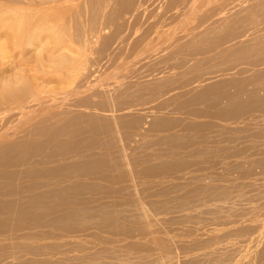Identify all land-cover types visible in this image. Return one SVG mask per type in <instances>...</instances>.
Here are the masks:
<instances>
[{
	"label": "rangeland",
	"instance_id": "374dc122",
	"mask_svg": "<svg viewBox=\"0 0 264 264\" xmlns=\"http://www.w3.org/2000/svg\"><path fill=\"white\" fill-rule=\"evenodd\" d=\"M0 95V264H264V0H0Z\"/></svg>",
	"mask_w": 264,
	"mask_h": 264
},
{
	"label": "bare ground",
	"instance_id": "6f19581e",
	"mask_svg": "<svg viewBox=\"0 0 264 264\" xmlns=\"http://www.w3.org/2000/svg\"><path fill=\"white\" fill-rule=\"evenodd\" d=\"M60 1H61V0H60ZM33 2H34V1H33ZM38 3H39V2H38ZM51 3H52V2H51ZM66 3H67V2H66ZM46 4H47V3H46ZM39 6H40V5H39ZM51 6H52V5H51ZM76 6H77V5H76ZM25 7H26V6H25ZM35 7H36V6H35ZM73 7H74V6H73ZM29 8H30V7H29ZM15 9H16V8H15ZM23 9H25V8H23ZM23 9H21L22 12H24V11H25L26 9H28V8L26 7V9H25L24 11H23ZM51 9H52V8H50V11L52 12ZM62 9H63V7H62ZM64 9L66 10V8H64ZM47 10L49 11V9H47ZM53 10H54V9H53ZM65 10H63V12H64ZM18 11H20V9H19ZM18 11L16 10V12H18ZM21 11L18 13V16H19L20 13L22 14ZM27 11H28V10H27ZM27 11H26V12H27ZM35 11H36V10H35ZM48 11H47L46 14H48ZM57 11H58V10H57ZM10 12H11V11H10ZM12 12H13V11H12ZM26 12H24V16H23V15L21 16V17H24V18H22L23 20H24L25 17H26V16H25V13H26ZM29 12H30V11H29ZM53 12H54V11H53ZM60 12H61V11H60ZM49 13H50V12H49ZM21 14H20V15H21ZM28 14H29V13H28ZM28 14H26V15H28ZM31 14H32V13H31ZM13 15H14V14H12V16H13ZM16 15H17V14H16ZM33 15H34V13H33ZM49 15H50V14H48V16H49ZM60 15H61V14H60ZM34 16H35V15H34ZM34 16H30L31 18H27V17H26V18L29 19V20H30V19L34 20V19H33ZM40 16H41V15H40ZM48 16H47V18L49 19ZM51 16H52V15H50V17H51ZM57 16L59 17V15H57ZM61 16H62V15H61ZM10 17H11V16H10ZM28 17H29V16H28ZM32 17H33V18H32ZM42 17H44V16H42ZM53 17H54V16H53ZM53 17H51V18H53ZM58 17H55V18H58ZM39 18H40V17H39ZM47 18H45V19L47 20ZM8 19L10 20V18H8ZM45 19H43L44 22H45ZM18 20L20 21L21 19H18ZM18 20H17V22H18ZM32 20H31V21H32ZM35 20H36V21H37V20L40 21L39 19H37V16H36V19H35ZM35 20H34V21H35ZM41 20H42V19H41ZM53 20H54V18H53ZM53 20L51 19V21H53ZM7 21H8V20H7ZM7 21H6V22H7ZM10 21H12V22L15 21V22H16V20L13 21L12 18H11ZM10 21H9V22H10ZM25 21H26V20H25ZM25 21H24V22H25ZM34 21H33V22H34ZM64 21H65V20H64ZM20 22H22V21H20ZM44 22H43V24H44ZM47 22H48V21H47ZM47 22H45V23H47ZM55 22H56V21H55ZM55 22H51V23H54V24H55ZM66 22H67V21H66ZM26 23H27V22H25V24H26ZM28 23H29V22H28ZM34 23H35V22H34ZM41 23H42V22H41ZM72 23H73V22H72ZM15 24H16V23H15ZM32 24H33V23H32ZM61 24H62V23H61ZM20 25H21V24H20ZM20 25H19V26H20ZM23 25H24V23H23ZM23 25H22V26H23ZM29 26H30V25H29ZM33 26H34V25H33ZM45 26H46V25H43L44 29L46 28ZM4 27H5V26H4ZM9 27H10V25H9ZM13 27H14V24H13ZM26 27H27V26H26ZM6 28H8V26H7ZM14 28H16V27H14ZM17 28H18V27H17ZM27 28H28V27H27ZM29 28H30V27H29ZM34 28H35V27H34ZM38 28H39V27H38ZM65 28H66V27H65ZM18 29H19V28H18ZM22 29L25 30L24 27H22ZM22 29H21V31H24V30H22ZM30 29H31V28H30ZM46 29H47V28H46ZM13 30L15 31V29H13ZM32 30H33V29H32ZM34 30H35V29H34ZM21 31H20V32H21ZM27 31H28V30H27ZM10 32H11V31H10ZM11 33H12V32H11ZM15 33H16V32H15ZM17 33H19V32L17 31ZM25 33H26V31H25ZM22 34H23V33H22ZM31 34H33V31H32ZM49 35H50V34H49ZM66 35H67V34H66ZM15 36H16V35H15ZM18 36H19V34H18ZM25 36H27V35H25ZM31 36H32V35H31ZM67 36H68V35H67ZM19 38H20V37H19ZM19 38L17 37L16 39L18 40ZM26 38H27V37H26ZM28 38H29V37H28ZM30 38H31V37H30ZM68 38H69V37H68ZM17 40H15V41H17ZM66 40H67V39H66ZM58 41H59V40H57V42H58ZM62 41H63V40H62ZM58 43H59V42H58ZM64 60H65V59H64ZM62 63H63V62H62ZM64 63H65V62H64ZM60 65H62V64H60ZM28 85H30V84H28ZM28 88H29V87H28ZM31 91H32V90H31ZM25 92H26V91H25ZM28 92H29V91H28ZM0 96H1V95H0ZM17 97H18V96H17Z\"/></svg>",
	"mask_w": 264,
	"mask_h": 264
}]
</instances>
